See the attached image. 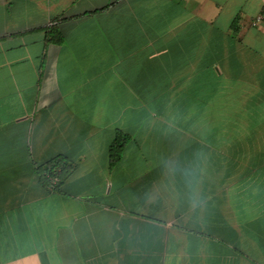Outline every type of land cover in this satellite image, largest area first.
Here are the masks:
<instances>
[{"label":"crops","instance_id":"crops-1","mask_svg":"<svg viewBox=\"0 0 264 264\" xmlns=\"http://www.w3.org/2000/svg\"><path fill=\"white\" fill-rule=\"evenodd\" d=\"M263 9L0 0V264H264Z\"/></svg>","mask_w":264,"mask_h":264},{"label":"trees","instance_id":"trees-1","mask_svg":"<svg viewBox=\"0 0 264 264\" xmlns=\"http://www.w3.org/2000/svg\"><path fill=\"white\" fill-rule=\"evenodd\" d=\"M54 30L49 29L47 36L48 40H56V42L60 41V38H57V35H54ZM129 141V136L122 132H117L116 137L111 142L108 147V159L109 166H114L121 158L123 147ZM61 167V168H60ZM57 169H59L57 171ZM63 166H60V162L58 159H52L48 163L44 165L45 173L41 176L42 182L46 187L51 186V190L57 189L59 185L63 182L64 171ZM56 179V180H55ZM55 180V181H54ZM56 184V185H54Z\"/></svg>","mask_w":264,"mask_h":264},{"label":"built area","instance_id":"built-area-1","mask_svg":"<svg viewBox=\"0 0 264 264\" xmlns=\"http://www.w3.org/2000/svg\"><path fill=\"white\" fill-rule=\"evenodd\" d=\"M263 22H264V9L257 16H255V18L251 22V25L252 26H257V25H259L260 23H263Z\"/></svg>","mask_w":264,"mask_h":264}]
</instances>
